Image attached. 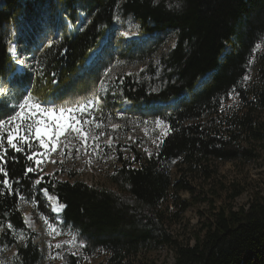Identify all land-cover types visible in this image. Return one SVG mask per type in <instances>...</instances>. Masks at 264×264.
Listing matches in <instances>:
<instances>
[{
	"label": "trees",
	"instance_id": "obj_1",
	"mask_svg": "<svg viewBox=\"0 0 264 264\" xmlns=\"http://www.w3.org/2000/svg\"><path fill=\"white\" fill-rule=\"evenodd\" d=\"M46 2L0 0V80L14 70L10 27L27 20L26 12L34 5ZM48 5L74 32L67 36L64 31L59 43L38 56L39 67L15 77L21 88L39 100H52L86 91L91 81L99 80L98 85L101 77L80 73L119 17L135 21L155 41L138 53L136 64L144 70L117 78L111 93L133 108L176 102L153 113L169 132L151 154L135 149L128 158H119L109 178L116 191L79 180L60 181L38 171L24 175L28 166L36 169L35 160L27 159L36 152L34 143L21 144L22 152L4 143L7 163L0 165L11 190L3 186L0 173V247L15 251L14 264L41 263L38 237L26 224L23 207L45 211L43 193L65 206L63 227L84 243L81 256H68L66 264H84V258L101 252L108 253L106 264H141L144 256L163 249L174 252L175 264H264V192H252L248 208H234L245 190L227 187L217 167L254 163L264 150V0H52ZM79 23L81 30L76 29ZM171 35L174 48L153 68L149 59ZM253 60L255 79L247 83ZM10 114V106L0 102V118ZM223 194L227 202L215 209ZM198 203H207L212 212L194 244L183 245L171 226Z\"/></svg>",
	"mask_w": 264,
	"mask_h": 264
},
{
	"label": "rangeland",
	"instance_id": "obj_2",
	"mask_svg": "<svg viewBox=\"0 0 264 264\" xmlns=\"http://www.w3.org/2000/svg\"><path fill=\"white\" fill-rule=\"evenodd\" d=\"M26 1L30 4L33 0H23L24 3H27ZM46 1L43 6L34 5L30 13L26 12L27 20L20 21L10 29L9 56L14 70L6 80H0V102H6L10 109L17 107L23 95L31 94L27 87H20V81L15 80V77L22 78L26 72L30 73L39 67L38 56L43 54L44 48L49 44L59 43L63 32H67L68 36L69 26L73 28L68 20L62 19V24L59 15L48 5L52 0ZM83 20L82 17L80 21ZM76 29L81 30L82 25L79 23ZM154 41L152 36L143 33L135 21L129 19L125 22L119 17L115 18L101 41L104 42V50L85 64L86 68L80 73L92 75L93 79L94 76H99L100 83L97 85L99 80L91 81L86 91L81 89L80 93L73 97L67 95L52 98L58 100V106L63 107H74L78 102L86 103L94 97L101 99V104L95 106L92 116L87 117H94L93 124L83 125L90 137L85 143L80 136L68 132L57 142L55 151H51V145L47 150L41 149L39 142L33 140L36 153H43L42 157H36L42 159V163L36 165V171L60 181L79 180L89 186L116 191L109 178L115 173L119 158H128L135 149L151 154L159 146L167 136L169 127L164 122L158 125L156 121L160 119L155 118L153 113L157 112V109H165L164 106L169 104L154 102L153 105L133 108L131 102L118 99L110 91L117 78L138 76L144 70V66L136 64L138 53L140 50H146ZM174 46L175 36L171 35L168 44L148 62L153 63V68H156L161 55L170 52ZM134 53V57H130ZM130 58L134 59L127 63L132 60ZM134 61L135 63L131 64ZM255 68L256 61L253 60L245 79L247 83L255 79ZM97 124L99 127H96ZM4 131H7V126ZM129 147L132 149L129 150ZM217 167L219 179L227 187L236 185L245 190L244 195L233 203L234 208H248L252 192H264V150L260 159L254 163H218ZM43 196L45 211L24 205L25 222L30 230L37 234L36 242L42 254L40 264H66L68 256H81L84 243L74 231L63 227V220L57 212L59 205H56L54 196L48 193H43ZM188 197L189 195L183 194V198ZM224 202H227L225 194L215 201V209ZM211 212L207 203H198L183 216L181 222L171 226L170 232L181 244L192 246L194 238L200 234L205 218H209ZM201 213L206 216L202 218ZM14 257V250L0 247V264H14ZM107 261V252L83 259L84 264H106ZM141 264H175V255L173 251L163 249L144 256Z\"/></svg>",
	"mask_w": 264,
	"mask_h": 264
},
{
	"label": "snow or ice",
	"instance_id": "obj_3",
	"mask_svg": "<svg viewBox=\"0 0 264 264\" xmlns=\"http://www.w3.org/2000/svg\"><path fill=\"white\" fill-rule=\"evenodd\" d=\"M100 104L101 99L94 97L88 99L86 103L78 102L74 107H63L58 106L54 99L39 100L31 94L23 95L17 107L12 109V114L7 119L0 118V150L3 151V154H0V161L7 163L5 159L7 149L4 147L5 137L8 147L16 152L24 151L20 146L21 144H27L31 147L33 140L39 142L41 149L47 150L51 145V151H55L57 142L68 132L80 136L86 143L90 133L85 131L83 125L93 124L94 117L92 119L87 117L92 116L95 106ZM156 123L160 125L163 121L158 120ZM6 126L7 132L5 133ZM96 127H99V124ZM38 155L42 157L43 153L32 152L27 156V159L29 161L35 160V164L39 166L42 159L36 158ZM35 171L36 169L28 166L24 175ZM0 173L4 174L3 186L11 190V184L7 178L8 173L3 165H0ZM35 183L40 184L41 179H36ZM44 191L46 192V190ZM8 227L12 228V225L9 223Z\"/></svg>",
	"mask_w": 264,
	"mask_h": 264
},
{
	"label": "water",
	"instance_id": "obj_4",
	"mask_svg": "<svg viewBox=\"0 0 264 264\" xmlns=\"http://www.w3.org/2000/svg\"><path fill=\"white\" fill-rule=\"evenodd\" d=\"M201 83V82H200ZM199 85V84H198ZM198 85L196 86V88L198 87ZM174 103V101L171 103V104H173Z\"/></svg>",
	"mask_w": 264,
	"mask_h": 264
},
{
	"label": "bare ground",
	"instance_id": "obj_5",
	"mask_svg": "<svg viewBox=\"0 0 264 264\" xmlns=\"http://www.w3.org/2000/svg\"><path fill=\"white\" fill-rule=\"evenodd\" d=\"M60 105V104H59Z\"/></svg>",
	"mask_w": 264,
	"mask_h": 264
}]
</instances>
